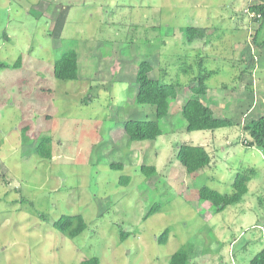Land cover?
Segmentation results:
<instances>
[{"label":"rangeland","instance_id":"rangeland-1","mask_svg":"<svg viewBox=\"0 0 264 264\" xmlns=\"http://www.w3.org/2000/svg\"><path fill=\"white\" fill-rule=\"evenodd\" d=\"M246 4L0 0V264H171L181 247L189 264H250L264 248V150L248 145L243 125L264 114V19L248 18ZM188 26L204 27V38L187 41ZM69 48L79 77L62 80L54 64ZM145 59L150 77L179 83L178 98L164 134L132 142L124 123L155 117L135 102ZM200 65L215 73L199 98L233 126L186 130L179 113ZM44 136L51 159L36 152ZM213 138L211 166L188 174L178 146ZM238 173L252 178L238 203L218 212L199 197L203 186L232 193ZM64 214H82L84 232L58 230Z\"/></svg>","mask_w":264,"mask_h":264},{"label":"trees","instance_id":"trees-1","mask_svg":"<svg viewBox=\"0 0 264 264\" xmlns=\"http://www.w3.org/2000/svg\"><path fill=\"white\" fill-rule=\"evenodd\" d=\"M254 9L262 12L264 19V5H254ZM187 41L194 42L203 39L205 36L204 27L188 26L184 30ZM259 31L257 32V36ZM256 36V37H257ZM264 43V42H263ZM152 64L148 60H142L137 71V92L135 102L137 104H151L155 108L153 119H129L124 123L125 136L129 141H142L147 139H157L164 133L163 120L170 115L171 103L178 98V88L175 82H162L159 79L150 77ZM215 73V70H208L204 65H200L199 72L195 79V84L190 86L196 94H204L209 86L206 81ZM54 74L62 80H75L79 77V61L77 51L73 48L65 50L61 56L55 60ZM181 117L184 118L186 130H215L223 127H230L235 122L228 117H220L214 114L213 109L201 101L199 98H189L181 107ZM245 132L249 135L250 144L264 150V114L257 118H252L243 125ZM249 142V141H248ZM36 152L44 158L53 157V139L51 136L40 138ZM177 158L185 167L188 174H195L198 171L211 166L212 156L203 145L182 143L177 148ZM112 168L122 169L124 165L111 164ZM155 165L143 164L141 171L148 177L156 173ZM251 180L249 174L236 175L233 181V192L223 194L218 190L203 186L199 189V197L210 201L218 212L223 211L229 205L238 203L248 192V183ZM121 182L129 183V176H122ZM155 210H150V214ZM55 227L70 238H75L82 234L87 227V223L82 214L62 215L55 221ZM168 229L159 237V241L166 242L168 239ZM128 236L127 234H124ZM190 254L185 247H181L172 254L171 264H189ZM99 259L94 257L83 262V264H98ZM250 264H264V248L255 254Z\"/></svg>","mask_w":264,"mask_h":264},{"label":"built area","instance_id":"built-area-1","mask_svg":"<svg viewBox=\"0 0 264 264\" xmlns=\"http://www.w3.org/2000/svg\"><path fill=\"white\" fill-rule=\"evenodd\" d=\"M254 5H264V0H247L246 7L244 8V12L250 19L259 20L262 19V12L254 9Z\"/></svg>","mask_w":264,"mask_h":264},{"label":"crops","instance_id":"crops-1","mask_svg":"<svg viewBox=\"0 0 264 264\" xmlns=\"http://www.w3.org/2000/svg\"><path fill=\"white\" fill-rule=\"evenodd\" d=\"M196 76V75H195ZM195 76H193V77H195ZM177 85L179 84V83H177V82H175ZM192 85V84H191ZM190 87V86H189ZM208 91V90H207ZM199 95L200 94H195L194 93V95L192 96V97H189V98H195V97H197V98H199ZM188 98V99H189ZM187 99V100H188ZM200 99V98H199ZM201 100V99H200ZM202 101V100H201ZM255 101V100H254ZM212 108V107H211ZM213 109V108H212ZM249 109H251V108H249ZM247 114H249L248 113V111L246 112ZM172 113H171V109H170V115H171ZM185 127V126H184ZM183 127V128H184ZM199 131H201V130H199ZM164 134V133H163ZM199 142H197L198 144H194L195 142H193L192 144H194V145H203L205 148H206V150L210 153V155L212 156V163H213V161H214V158H213V155L211 154V150H210V148H211V146H213V144H214V138L212 139V140H208L207 142L205 141V142H203V140H198ZM225 144H229L228 143V137H227V141H225ZM220 145H221V143H220ZM214 148H216V146H214ZM213 147H212V149H214ZM251 180H252V178H251ZM250 180V181H251ZM250 181H249V183H250ZM248 183V184H249ZM248 188H249V186H248ZM249 191V190H248ZM222 227H224V226H222ZM202 257L203 258H205V259H207V258H209V257H205L204 255H202ZM190 260H191V258H190ZM251 260V259H250ZM203 261V260H202Z\"/></svg>","mask_w":264,"mask_h":264}]
</instances>
